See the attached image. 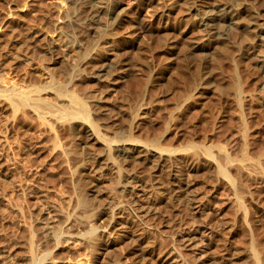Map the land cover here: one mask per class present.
<instances>
[{
    "label": "rangeland",
    "instance_id": "obj_1",
    "mask_svg": "<svg viewBox=\"0 0 264 264\" xmlns=\"http://www.w3.org/2000/svg\"><path fill=\"white\" fill-rule=\"evenodd\" d=\"M225 3L264 20L0 0V264H264V29L205 42Z\"/></svg>",
    "mask_w": 264,
    "mask_h": 264
},
{
    "label": "bare ground",
    "instance_id": "obj_2",
    "mask_svg": "<svg viewBox=\"0 0 264 264\" xmlns=\"http://www.w3.org/2000/svg\"><path fill=\"white\" fill-rule=\"evenodd\" d=\"M242 8L243 5L225 3L215 9L205 12L201 11L203 13L199 15L198 23L205 32H203L204 35L202 34L204 36L203 40L205 42H212L215 39H224L233 27L237 28L238 26H246L245 28L249 29L256 38H260L261 32L264 29V20L256 19L247 24L245 23V25L241 24L242 20L240 19L239 21V14L242 12ZM104 70L105 68L101 69L99 73L104 72Z\"/></svg>",
    "mask_w": 264,
    "mask_h": 264
}]
</instances>
